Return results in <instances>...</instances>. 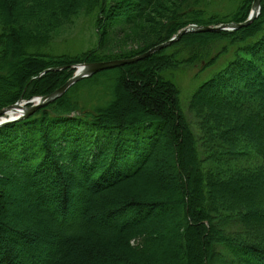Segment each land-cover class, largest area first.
Instances as JSON below:
<instances>
[{
	"label": "trees",
	"instance_id": "obj_1",
	"mask_svg": "<svg viewBox=\"0 0 264 264\" xmlns=\"http://www.w3.org/2000/svg\"><path fill=\"white\" fill-rule=\"evenodd\" d=\"M215 1L0 0V109L51 93L76 64L136 56L190 23L242 22L253 0L222 13ZM75 17L94 24L96 46L51 54ZM119 26L133 45L110 53ZM228 53L188 99L196 134L171 70ZM0 264H264V0L246 26L186 32L1 125Z\"/></svg>",
	"mask_w": 264,
	"mask_h": 264
},
{
	"label": "rangeland",
	"instance_id": "obj_2",
	"mask_svg": "<svg viewBox=\"0 0 264 264\" xmlns=\"http://www.w3.org/2000/svg\"><path fill=\"white\" fill-rule=\"evenodd\" d=\"M231 2V0H216L215 4H212L211 7L215 11L222 13L228 11V9L232 6ZM59 35L60 36L55 39V41L48 49V51L50 50L51 54H76L81 50H86L96 46L97 42L94 24L91 23L89 18L85 17H75L72 22H68L64 25V27L61 28ZM129 39L130 38L126 39L124 34H122L120 26L117 28L109 29V34L106 40V44L104 45V49L106 51H109L110 53H115L121 49L129 48L133 45V43H131ZM230 58L231 55L229 53L220 55L213 64L207 66L201 71L198 70L199 68H201L203 62H199L196 64H180L171 70V75L180 90L182 109L184 110L192 126V129L196 134H199V130L197 128L195 118L187 106L188 99L193 90L198 85L212 77L218 71L222 70L226 66L227 61ZM106 76L107 75L105 74L104 76H102V78H100L104 80V84L111 83L110 80H106L104 78ZM85 87H83L84 89L81 91V95L77 94L80 96L79 99L82 102L84 98L90 99L89 91ZM101 90H103L102 84L94 88L95 96L93 97V101L97 99ZM4 204L6 207V210L4 212L5 215L14 214V212L20 208V201L18 200L10 203H7L6 201Z\"/></svg>",
	"mask_w": 264,
	"mask_h": 264
},
{
	"label": "water",
	"instance_id": "obj_3",
	"mask_svg": "<svg viewBox=\"0 0 264 264\" xmlns=\"http://www.w3.org/2000/svg\"><path fill=\"white\" fill-rule=\"evenodd\" d=\"M259 11H260V0H253L248 16L242 22H238V23L228 22V23H221L218 25H198V24L190 23L187 26L181 28L179 31H177V33L174 34L167 41L159 43L158 45H155L151 47L150 49H148L147 51L140 53L136 56H133L130 58L109 59V60H103V61L85 62V63L77 64L75 65V71L72 74V76L69 77L64 84L56 88L51 93L45 96L35 97L32 101L19 99L15 103L1 108L0 109V126L28 116L29 114L34 112L39 107L47 104L48 102L54 100L55 98L60 97L66 91L68 87H70L71 85H73L75 82H77L78 80L82 78H86L104 69L118 67L123 64H128V63L141 60L149 56L153 52L169 45L173 41H176L177 39H179L181 35L185 34L186 32H191V31L209 32V31H221V30H234L238 27L246 26L257 17V15L259 14ZM53 69H60V67L53 68ZM9 110H12L14 112L19 111V113L14 116H8V117L2 118L3 115L7 114Z\"/></svg>",
	"mask_w": 264,
	"mask_h": 264
},
{
	"label": "bare ground",
	"instance_id": "obj_4",
	"mask_svg": "<svg viewBox=\"0 0 264 264\" xmlns=\"http://www.w3.org/2000/svg\"><path fill=\"white\" fill-rule=\"evenodd\" d=\"M19 113V111H12V110H9L8 112H7V114H5L2 118H4V117H8V116H14V115H16V114H18Z\"/></svg>",
	"mask_w": 264,
	"mask_h": 264
}]
</instances>
